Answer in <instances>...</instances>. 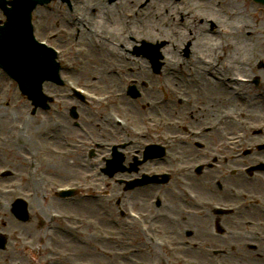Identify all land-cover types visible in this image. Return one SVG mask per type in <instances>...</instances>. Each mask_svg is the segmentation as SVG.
I'll use <instances>...</instances> for the list:
<instances>
[{"label":"rangeland","instance_id":"374dc122","mask_svg":"<svg viewBox=\"0 0 264 264\" xmlns=\"http://www.w3.org/2000/svg\"><path fill=\"white\" fill-rule=\"evenodd\" d=\"M168 2H169L168 0H160V4L153 5L152 3H150L147 6L148 7L154 6V7L159 8V10L165 11L169 9ZM184 2L187 3L188 0H184ZM215 4H219L217 9H213ZM133 5L135 4H132V3L130 4V6H133ZM183 5H184V13H183L184 20L182 21V24L181 25L178 24L179 22H181V19H179L178 21L172 20L173 19L172 16L167 15L166 16L167 19L165 21L159 22L160 30L165 31L166 34H168L169 39L175 40V37L177 38V41H174L171 43V46L173 44V47L177 45L176 50H178V48L180 49V47L183 49L186 45H189L190 51L195 50L194 52L196 53H202L203 55L208 56L207 51H210L212 48L211 42H210V46H207V47H203L202 45H199L198 47L193 46L192 45L193 42L191 41V39H189L190 34L188 35V40H186L185 42L184 41L181 42L179 33H175L173 30H170L171 27L168 30V27L170 26V24H173L178 29H182L183 28L182 26L185 24V22L187 23L188 20H192V21L195 20L191 14H187V10L192 9V8L189 6H188L189 8H187V6L184 3ZM193 5L197 13L205 12L206 14L207 13L209 14V12L211 13L213 12V14L217 17V19L220 21L221 24L227 23V19L230 17L231 12H232L231 9L232 7H234L235 9L234 12L236 16L235 19L233 20L234 22H237L238 18H241V20L239 19L240 22L244 20L247 23H253V19H257L259 20L258 25H261V22H262V25H264V8L261 6H257L251 0H233L232 2L230 0H226L222 2H220V0H216V1L214 0L213 1L194 0ZM62 13H63L62 9H58L57 6H56V9L55 8H51V9L41 8L35 15V17L38 20V25L36 26L37 28L36 34L40 35L41 37L52 34L56 28L55 27L56 22H54L53 18L55 19L60 18L61 17L60 15ZM198 20L199 19H197L195 22L197 23ZM137 21L139 22L140 19H138ZM66 22L68 21L65 20V22H63L61 26H65V28L68 29L67 28L68 25ZM74 28L76 29L79 27L74 26ZM71 30L73 32L72 28ZM197 30H198V33L202 32V29H200V27L199 28L196 27V31ZM172 33H175V34H172ZM73 36H74V33H72L71 36L68 39H66V41H64V43H66V46L70 45L71 42H74L73 45H75ZM172 36H174V38H172ZM89 38L90 37L86 36L82 39H79L80 40L79 44L74 46L73 49L70 48L74 52L76 51L82 52L81 55L79 54V55H76L75 57H72V59H69V60H72L78 63L77 65L79 67V71L78 72L75 71L71 73L70 77L75 76L76 80L79 79L80 82L91 85L94 88V90L99 94H101V92L103 93V92H108L112 90L115 91L118 89V88H115L114 90V87H115L114 83L120 82V81H118L117 78H115V76L106 74V71L110 69L109 67L114 62L116 63L117 70L118 71L121 70L122 73L124 72V75L122 77L124 79V82H122L123 86L130 84L131 80H134V79H138L137 82L139 83V81L140 82H142L143 80L146 81L145 78H147L148 80L149 78H153L151 77L150 73L146 69L145 64L141 65L139 61L132 63L131 60L125 59V58L109 59V57H105L107 64H103L102 62H94L91 56L92 55L96 56L95 54L97 53L101 54L103 52V49H97L95 44H92L89 42ZM217 39H218L217 37H214V38L212 37V41L213 40L217 41ZM246 39H247L246 41L247 48H250L248 49L250 52L247 51L249 55L251 52H253V50L251 49L253 46V42L249 40V38H246ZM223 42L224 40L221 41V43ZM166 45L167 44L164 43V46L162 49L164 53H165L164 48ZM173 47H172V50H173ZM227 48H229V46L224 48L222 53L225 52V50L228 51ZM176 50L173 51V54L177 55ZM235 52L242 53L244 51L240 50V51H235ZM69 53H70L69 54L70 56H74L73 52L70 51ZM255 53L257 54L258 57H264V46H262L261 48L257 46ZM78 56L80 57L78 58ZM213 58L214 57L210 59H213ZM185 60H187L188 62H191L190 57ZM163 61L164 62L166 61L165 58H163ZM177 61L178 59L173 63L170 60L169 62H165L164 64V68H166L165 70L169 71L170 73L173 72L174 77L178 73L177 66L174 65ZM186 67L190 68L191 66L189 64H186L185 68ZM127 68H133V71L131 70L129 71ZM192 71L193 69L191 70V72ZM248 71L249 69H247V73ZM257 71L260 72V70H258L256 65L252 67L253 73H257ZM262 78L264 79V76H262ZM87 84H81V85L89 87ZM119 84L120 83H118V85ZM154 86H155V90H159L158 77H154L152 80V87L154 88ZM238 89H241V88L238 87ZM250 89H251V93H250ZM45 90L46 92L52 94L56 90L60 91V88H57L52 84H46ZM219 90L222 96L225 97L227 95V93L222 92L221 89ZM246 90L249 91L250 97L248 96L243 97L242 93L245 92V90H243L237 99V103H238V111H237V116H236L237 121L243 122V126L246 124L248 119L251 121V123H261L264 121L263 120L264 118L262 117V115L264 114L260 113L262 109H264V99L257 96L258 90L255 87L250 86ZM153 92H149L147 90L144 96H142L139 100H136L135 102L130 103V105H128L129 102H131L130 100L124 102L122 105L119 106L118 111L121 112L124 116L131 117L132 121L139 127H144L145 125H149L152 121H155V118H154L155 114H152V111L148 110V106L146 105V102L147 104L151 105L160 96V94L157 91H155L154 93ZM195 93L198 96V100L200 103V101L202 100L201 94L203 92L195 91ZM251 102L253 103L255 102V104H252ZM68 103L73 104L74 101L72 102L70 101ZM21 104L22 103L20 102V98L16 94V95H13L12 102L8 105V107L2 106L0 108V113H2V116H4L3 113H6L7 115L6 121L4 120L0 122V132L5 130V127L8 125L9 122L16 123L20 120L22 116H25V118L28 117V121L26 123L27 128L25 130L24 137L20 139V141L18 142L10 143V145L5 149L4 153L1 154L0 167H3V166L9 167L11 171L13 172V178H11V180H14L20 184H23L25 183V172L29 171L28 169L29 165L33 164V167L35 169L33 171V179H34L35 184L38 186L37 193L39 195L47 194L46 191L48 192L49 186L66 184L74 180H84L86 172H88V170L92 168L89 166L90 159L85 160V157L81 158L80 155L82 153H85L84 155L87 156V154L91 150L90 146L87 147L86 145H83L81 146V148L79 147L80 149L75 150V148H72L69 150L68 147L66 146V142L65 141L62 142L60 138V134H62L61 137H65V133H62L64 131L62 132L60 131L57 133L55 132V127L53 123L54 119L52 118L53 116L52 113H49V114L42 113L40 115L31 117L29 115L30 107L28 108L22 107ZM201 104H203V102ZM224 105L226 106L227 104L224 103ZM249 106H251L252 108H249ZM85 110H83L81 112L82 114L80 115V118L82 120H90V119H95V118L102 119V114L100 113V111H94L93 113V111H91L87 107H85ZM87 111L91 112L94 116L91 118L92 114L88 113ZM240 111L247 113L248 116H242ZM193 113H195L194 116L198 114L196 111H194ZM178 116L186 117V115H181V114ZM57 118L59 119L60 117L57 116ZM203 119H209V118L204 116L203 118L199 119L198 122H200ZM191 120L194 123L197 122V119L195 117L192 118ZM90 124L91 125H90L89 130L93 136L95 135L97 137L96 138L94 136L97 141H107L106 140L107 138H111L109 136H106L103 140V136H104L103 130L96 128V126L100 124L99 121L91 120ZM230 125L232 126L233 130L237 131V132H234V134L237 133V135L240 136L241 128L243 126L239 127L237 123H234V124L230 123ZM229 129H231V127L229 125H226L225 130L227 131ZM214 135H219V132L214 133ZM39 136L41 137L44 136V138L46 136H50V139L48 141L43 140L45 144L43 149L39 148L38 140H41ZM120 137H121V140L126 143L127 139H124V135L120 134ZM219 138L220 137H218V139ZM250 141L251 143L252 142H255V144L258 143L255 139H250ZM22 145H26V146L32 145L36 148L38 152H41V154L37 155L35 160L32 163H30L27 161V155H25ZM47 146H53V147L57 146L59 147V149L67 151L68 154L66 156L56 155L54 153L52 154L48 152ZM135 148L138 151L140 150L138 147H128L125 149V152H124L125 159L127 158V160L129 161H132L133 159L131 155L128 156L129 150L132 155L136 154L137 157L139 156L136 153ZM73 153H76L79 155H75ZM99 153L101 152L97 151L96 154L94 153L95 162L97 159L96 157L98 156ZM173 164L175 165V163ZM141 169H143V167ZM93 170H96V171H92L94 173L98 172L97 168ZM127 175L128 174L123 173L122 175H117L116 178L118 177L125 178ZM102 178L103 176H101V174L99 175L97 174L98 180H101ZM33 179H30L29 177V180H33ZM88 183L92 184L89 180L87 181V184ZM191 184L196 189H200L199 187L200 184L197 181H192ZM94 185H95V181H94ZM99 185L102 186L104 189H108L109 197L105 199H99L98 201L88 200L87 202L86 201L80 202L76 200L75 201V204H77L76 207L72 206V208L70 207L65 210V208H63L62 205H60L61 203L59 201H53L51 200L49 195H47V198H44L45 200L44 205L48 206L47 211L56 210V211L74 213L79 218L83 215H86V218H88V216H91L93 217V226L105 225V230H107L108 232H112L115 235L117 234L121 237L122 244L119 246H116V245L108 246V244H99V245L94 246L95 249L100 254L102 255L104 254L107 257L103 261L99 259L101 264H104V262H107V264H135L137 260L138 261H143L147 259L154 260V251L152 249V245L148 243V241L142 236V234L139 232V230H137L136 227L126 226L123 224L121 220L122 218L120 216V211L118 210V206L120 204L119 199H121V195L123 192L122 186L117 184L116 181L114 182L113 179H102V182H99L98 186ZM95 187L97 186L95 185ZM176 188H179L178 183L172 182L168 185L162 186V188L160 189V192L163 194L164 198H167L169 196H172V194H177V193H174V190ZM42 191L43 193H41ZM142 195L144 196L148 195L147 196L148 198L150 197L151 192L145 191L143 193L137 194V196H142ZM73 203L74 202H71L70 204H73ZM142 208L148 209L149 206L145 202ZM44 211L46 212L45 208H44ZM0 216H2L3 221L5 220V218L8 217V214L6 213L4 208H0ZM33 221L35 222V220ZM120 222H121V225H120ZM156 223L158 224V227L162 234H164L166 230H168V227L165 224L163 218L158 219ZM33 225L34 226H30L28 229H25V230H16L18 228L21 229L22 227H18V226L16 227L14 224H10V221L3 224L0 230L7 232V234L9 235L8 238L10 239V242L8 244L10 245L9 247V249H11L10 252L16 251L17 253H19L18 248H17L18 242L16 240V236L22 235L24 236L25 239L30 240L31 242H34L38 239L39 232L36 231L35 224ZM36 227H42V225L38 224ZM86 230H88V228H86ZM71 243L72 241L68 237L63 236L62 241L59 244V246L61 247L63 245V247L65 248V246L70 245ZM116 248L124 249V250L138 248L140 249V253L131 255L130 258L117 259L112 254V250L114 251V249ZM0 255H3V256H0V260H1V259H4L5 256H9L10 254H5V255L0 254ZM157 256L159 258L155 260V264H161V262L163 261L162 258L166 260L168 264V259L164 255H157Z\"/></svg>","mask_w":264,"mask_h":264},{"label":"bare ground","instance_id":"6f19581e","mask_svg":"<svg viewBox=\"0 0 264 264\" xmlns=\"http://www.w3.org/2000/svg\"><path fill=\"white\" fill-rule=\"evenodd\" d=\"M222 1H226V0H222ZM230 1L232 2L233 0H230ZM152 4L157 5L158 0H153ZM131 9H133V12H127L126 16L127 17H131V16L135 17L136 15H138L140 13L141 23L139 24V29H141L142 31H144L148 34V36L146 38L149 40H156V39L160 38L164 42H167V45L164 48V51H165L164 58H165L166 62H169L171 60V62L174 63L178 59L179 56H177V55L175 56V54H173V51H175L177 49V45L173 47V44L171 46V43L174 41H177V38L175 37V40L173 39V41H171V39L168 38V34H166L165 31L160 30V27H159V22H163L167 19V17L164 15V11L159 10V8L154 7V6L145 7L141 11H140V9L138 11H135V9L133 7H131ZM174 13H175L174 11L170 12L173 20H175V18H176ZM239 19L240 18H238V20ZM124 21L125 20L121 19L119 23L116 22L111 29L117 30L119 32L122 31L124 28ZM192 23L194 25L185 26V28L183 30H180L176 26H174L173 24H170V26L168 27V30L171 27L170 30H173L175 33H179L181 42H183V41L185 42L186 40H188V35L190 34L189 39H191V41L193 42L192 43L193 46H197V47L199 45H202L203 47L210 46V42L212 40V37L207 35V31H208L207 28L205 26H201L204 36L201 35V36L197 37L196 36V34H197L196 27H199V25L197 23L195 24V21H192ZM251 25H254V26H250V24L248 25L247 23H243L240 30H239V28H237V30H231V28H230L228 33H226L227 41L229 42V44H232V41H233L232 36H235L236 39L240 40L239 45L237 43L235 50H237V51H240V50L244 51L245 50V47H242V45H241V44H244V32L248 33L249 38L253 41V43L255 42L256 38L259 35H262V34L264 35V26H257L255 24H251ZM94 26L97 29H99V28L101 29L102 27L105 29H110V26L106 25L105 21L103 19H99V18H98V20L94 21ZM130 28H133V26L130 25ZM126 32H129L133 36H137V37L140 35L136 31H134V30L132 31V29L127 30ZM175 33H173V34H175ZM109 47L110 46H108V45H106L104 47V52H103L104 54L110 55L112 53L111 50H114L115 52H120L119 54L122 53L121 51H118L115 48H112V47L109 48ZM172 47H173V50H172ZM255 49H256V46L253 45V50H255ZM118 57H120V56L118 55ZM230 57H231V55H230ZM237 57L238 58H245V57H247V55L245 53H239V54L237 53ZM226 58L227 59L224 60V62L228 63V60H229V62L231 63V60L228 57H226ZM92 60L94 62L102 61L101 58L95 57V56L92 58ZM132 60H135V59L132 58ZM245 60H246V58H245ZM240 62H241V60H240ZM235 64H237V63H235ZM237 66H240V65L237 64Z\"/></svg>","mask_w":264,"mask_h":264},{"label":"water","instance_id":"95a60500","mask_svg":"<svg viewBox=\"0 0 264 264\" xmlns=\"http://www.w3.org/2000/svg\"><path fill=\"white\" fill-rule=\"evenodd\" d=\"M34 3V0H32ZM32 2H18L12 22H20L24 29V38L28 40V13ZM21 35L14 34L11 49L7 55L9 71L18 79L23 92L36 103L40 97V84L45 79L56 78V66L50 53L35 49Z\"/></svg>","mask_w":264,"mask_h":264}]
</instances>
